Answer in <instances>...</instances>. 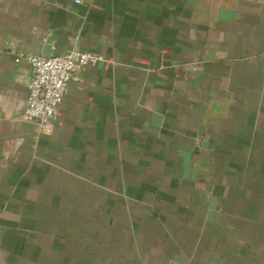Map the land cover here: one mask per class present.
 Instances as JSON below:
<instances>
[{"label":"crops","instance_id":"1","mask_svg":"<svg viewBox=\"0 0 264 264\" xmlns=\"http://www.w3.org/2000/svg\"><path fill=\"white\" fill-rule=\"evenodd\" d=\"M0 264H264V0H0Z\"/></svg>","mask_w":264,"mask_h":264},{"label":"built area","instance_id":"2","mask_svg":"<svg viewBox=\"0 0 264 264\" xmlns=\"http://www.w3.org/2000/svg\"><path fill=\"white\" fill-rule=\"evenodd\" d=\"M27 59L30 78L25 113L43 133L49 134L70 82L78 79L80 69L96 63L101 56L72 49L62 55L31 54Z\"/></svg>","mask_w":264,"mask_h":264},{"label":"water","instance_id":"3","mask_svg":"<svg viewBox=\"0 0 264 264\" xmlns=\"http://www.w3.org/2000/svg\"><path fill=\"white\" fill-rule=\"evenodd\" d=\"M56 38V35H52L49 39H48V49L45 51L44 55L45 56H50L51 54V46L50 43H52V41Z\"/></svg>","mask_w":264,"mask_h":264}]
</instances>
